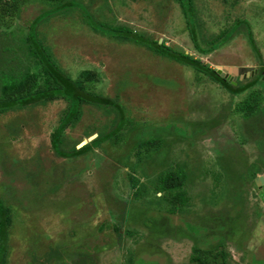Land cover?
I'll use <instances>...</instances> for the list:
<instances>
[{
  "label": "rangeland",
  "instance_id": "374dc122",
  "mask_svg": "<svg viewBox=\"0 0 264 264\" xmlns=\"http://www.w3.org/2000/svg\"><path fill=\"white\" fill-rule=\"evenodd\" d=\"M193 3L203 30L201 35L207 40L230 28L238 18L249 23L253 40H249L246 29L242 28L219 50L209 55L198 52L176 0H96L94 3L91 0L88 11L100 24L127 26L200 59L216 70L247 67L257 70L264 66V0H243L234 6L231 1L222 3L221 0H193ZM40 7L39 12H42L47 4L40 3ZM36 12L35 8H29L27 15L31 17ZM61 15L51 22L46 21L41 32L42 42L73 79L87 70L99 72L95 90L112 98L119 95L118 102L126 109L125 117L131 125L120 130L118 139H113L116 143H105L89 157L60 160L51 150L50 135L58 124L64 103H50L0 117V186L13 184L14 189H18V183L11 182L7 174V170L12 169L11 159L30 160L32 168L38 169L39 175L32 182L34 188L29 185L25 191L30 195L28 201L33 200V194L48 192L55 182L63 181L61 191L53 194L63 200L59 206L40 208L42 204L31 201L33 213L30 214L24 210L27 207H22L23 201L14 198L16 191L6 190L11 197L6 205L12 208L15 216L6 264H36L34 259L45 262L41 255L57 248L62 255L68 256H60L62 259L56 260V264H74L76 252L81 251L92 255L96 264L128 263L124 242L119 240L122 238L123 241L125 236L119 238L113 227L108 226L114 222L111 219L114 205L109 201L117 199L122 207L128 205L135 191L130 174L145 184L150 182L143 175L144 168L137 165L135 127L138 131L158 127L153 130H157L163 141L158 154L165 151L162 162L161 159L154 160L153 165L148 162V167L154 169L152 174L158 176L169 166L176 167L174 164L178 162H186L187 170L194 172L185 188L188 206L174 216L178 225L174 230L176 235L162 239L156 236L158 240L153 243L151 239L147 240L150 247H158L159 254L156 255L160 256L161 263L192 264L190 257L198 239L207 247L223 243L228 255L226 264H264V188L255 183L256 178H264V134H255L239 150L238 143L242 145L244 141L242 132L246 118L236 111L238 103L251 92L259 91L264 95V85L257 84L240 96H229L224 88L205 75L153 55L131 42L103 37L85 22L70 23L64 14ZM4 21L6 26H0V33H14L13 45L18 46V35L26 32V26L20 21L26 23V20L6 18ZM8 39L12 40V36ZM227 73L230 81L241 80L238 74ZM249 77L241 81H248ZM124 80L130 81V86L121 90L118 85ZM155 81L160 82L158 87L152 84ZM261 107L262 113L257 115L256 112L247 125L252 129L256 121L260 128L257 127L256 132L264 133V100ZM86 114L84 121L67 131L65 136L70 141L65 148H71L73 144L81 147L99 131L107 133L117 125L114 115L105 111L91 108ZM14 120H17L16 125L12 123ZM8 123L15 126L13 142L7 134ZM199 126L202 130L197 133L190 131ZM205 193L210 202L205 200ZM149 197L147 203L158 201L153 194ZM92 201L97 202V211ZM67 203L70 212L59 210ZM129 206L139 213L143 211L136 204ZM147 208H152L142 213L147 221L159 216L153 205L147 204ZM73 220L79 223L78 232L71 231V235H67L69 229L66 227ZM51 230L57 235L52 237ZM186 232L194 233L196 239L184 237ZM147 241L143 244L147 245ZM60 244L65 249H61Z\"/></svg>",
  "mask_w": 264,
  "mask_h": 264
},
{
  "label": "trees",
  "instance_id": "16d2710c",
  "mask_svg": "<svg viewBox=\"0 0 264 264\" xmlns=\"http://www.w3.org/2000/svg\"><path fill=\"white\" fill-rule=\"evenodd\" d=\"M92 1L94 3L96 0ZM176 1L181 7L190 37L198 52L209 55L219 50L242 28L246 29L249 40H253L249 23L242 18H238V20L234 21L230 27L231 29H225L218 36L207 40L205 36L201 35V31L203 30L201 29V23L198 22L193 0ZM221 1L222 3L231 1V6H234L243 0ZM90 2L91 0H0V26H6L4 21L6 18H22L26 20V23L25 21H20L26 26V32L24 34L22 33V36L18 35V46L13 45L16 38L14 33H0V117H3L4 114L9 112L35 109L37 107L47 106L50 103H64L65 108L61 112V117L55 130L50 135L51 150L60 160H74L89 157L92 153L100 150L105 143L110 141L116 143L113 139H118L120 130L131 125V121H127L125 117L126 109L118 102L120 98L119 95L112 98L111 96L103 95V93H98L95 90V84L98 83L100 79L99 72L87 70L81 72L77 79H73L61 68L59 63L56 62L51 49L42 42L41 32L48 23V20L51 22L53 19H56V17H62L61 14H64V17L67 18L70 23L74 22V24H76L80 21L85 22L93 31L103 37H108L113 41L131 42L136 45V47L147 50L153 55L166 58L172 62L188 67L197 74L205 75L212 82L224 88L225 91L229 93V96H240L252 90L257 84L264 85L262 73L249 77L247 79L248 81H229L227 78L222 77L218 73V70L205 65L200 59L193 58L191 55L179 51L172 46H168L166 43H161L160 40H154L152 37L138 33L127 26L111 27L109 25L100 24L88 11V4H90ZM40 3L47 4V8L43 10L44 12H39V10H41ZM27 8H35L38 13L36 12L37 14L30 17L27 15ZM22 13L24 15H22ZM45 31L47 30L45 29ZM10 36H12V40H7ZM201 45L203 47H201ZM261 69L264 70L263 66ZM261 69L260 72L262 71ZM130 72L132 73L133 71ZM157 80L158 79H156V81ZM156 81L155 84L153 82L152 84L158 87L160 82ZM129 83L130 81L124 80L118 86L122 87L121 90H126L128 89L127 87L130 86ZM148 88L149 87H147V89ZM149 90L150 89H148V91ZM260 96L264 97L259 91L251 92L249 96L240 101L236 107V111L238 113H243L246 118L243 123L245 134L247 132L250 133L251 128L247 123L252 120L251 117L254 116L256 112L257 115L262 113L261 104L264 98ZM91 108L105 111L111 116L114 115V121L117 124L115 129L107 133L105 131H99L96 138L92 141H88L82 147L73 144V147L65 148L70 141V139H67L65 136L67 131L84 121L82 119L86 117V112ZM16 121L17 120H14L12 122L13 125H16ZM254 122L253 125L255 126L252 127L251 125V127L255 130L257 127L259 128V126L256 124V121ZM13 125L8 123L6 127L8 131L7 134L12 142L14 141L15 134V126ZM135 128L136 137L134 134V144L137 145V155L139 159L137 165L144 168L143 175L147 176L150 182L145 184L140 178L129 173L130 175L128 176L135 191L128 205H124V207H122V203L118 202L117 199L109 201V204L114 205V209L112 210L114 213L111 217V219H114V222L108 226L113 227L114 232L119 238L125 236L123 241L121 240L122 238L119 240L122 243L124 242L123 247L126 248L127 252V264H162L160 256L156 255L159 254L158 247L154 245V248L150 247V242L147 240L151 239L153 243L158 240L156 236L162 239L167 236L173 237L174 234L176 235L174 230L178 228V225L175 215L179 212H183V209L188 206L189 197L186 194L185 188L194 172H192L193 170L191 172L187 170L185 166L186 162H178L174 164L177 165L176 167L169 166L158 176L152 174L154 169L153 167H148V162L152 164L154 160L158 161V159H161L162 162L165 151L162 150L163 152L158 154L163 143L160 136L157 134V130L155 132L153 131L158 127H149L146 130L139 131L137 127ZM193 129L190 131L197 133V130H202V127L199 126L198 129ZM147 136L148 138H146ZM29 161L30 160L11 159L12 169L7 170V174L11 178V182L18 183L16 187V189L18 188L17 190L14 189L13 184L0 186V264H6L8 260L10 230L15 223V216L12 213V208L6 205V202L11 198L6 193V190L12 189L16 191L14 198L23 201L22 207H27V209L24 210L28 214L33 213L31 212V208L34 203L42 204L43 206L40 208H43L45 205L50 208L59 206L61 201H63L53 196V194L57 195V193L61 191L60 187L63 186L62 180L55 182V184L49 188L48 192H37L33 194V200L28 201L27 197L30 195L28 193L26 194L25 191L29 185L34 188L32 182L33 180L35 181L36 175H39L37 167L33 169ZM40 167L43 170V166L41 165ZM197 171L196 169V172ZM40 186L41 185L38 187ZM33 188L31 187V191H33ZM151 193L153 196L157 197L158 201L152 200L147 203L148 199H150L149 195H152ZM159 194L162 195L158 196ZM196 195H199L198 192ZM204 198L205 200L208 198L207 193H205ZM141 199L143 200L141 201ZM31 201L33 202L32 205L30 203ZM206 201L210 202V198ZM96 203L97 202L94 201L92 205H94L97 211L98 204ZM162 203L166 205L163 206ZM129 204H136L138 208L143 210L142 213L149 209L152 210V208H147V204H149V206L153 205L155 211H158L157 215L159 216H155L152 221H147L141 212L140 214L139 211L130 207ZM67 205H65L67 207L64 206L59 208V210H67V212H70L71 207L69 203H67ZM63 215H66V213ZM78 224L79 223H74V220L70 221V225L66 227L69 229L67 235H71V231L76 234L78 232ZM149 232L150 236H148ZM58 234H61V231ZM192 234H184V237L195 240L196 238ZM55 235L57 234H54L51 230V236L54 237ZM41 237L42 236H40V238ZM151 237H153V239ZM68 238L71 237L68 236ZM41 239L44 240V237ZM132 240L133 243L131 244ZM196 240L197 242L199 241L200 244L198 243L197 245L196 242V245H194L193 254L190 257V262L192 264H226L228 255L223 249V243H214L212 246L207 247L206 245H202L200 240ZM144 241L148 242L147 245L143 244ZM35 246H37V244ZM59 247L63 249L65 246L60 244ZM77 249L78 248H76V250ZM62 254V251L58 248L53 249L47 252V254L41 255L45 262L34 259V263L53 264L54 262L56 264V260L59 259L60 261L62 259L60 256H64V258L68 256ZM31 255L33 256L34 253L32 252ZM76 255L77 259H74V264H96L93 256L87 255L86 252L81 251L79 254L76 252Z\"/></svg>",
  "mask_w": 264,
  "mask_h": 264
},
{
  "label": "water",
  "instance_id": "95a60500",
  "mask_svg": "<svg viewBox=\"0 0 264 264\" xmlns=\"http://www.w3.org/2000/svg\"><path fill=\"white\" fill-rule=\"evenodd\" d=\"M227 72H233L234 74H236V75L238 74L242 78L249 77V76L254 75L255 73H257L255 68H253V67H247V68H224V70L218 69V73L222 77H226V73ZM263 80H264V78H263ZM92 139L93 138H91L90 140H92ZM256 184H257V186H263V188H264V178L263 177H259L256 180Z\"/></svg>",
  "mask_w": 264,
  "mask_h": 264
},
{
  "label": "flooded vegetation",
  "instance_id": "af4514ba",
  "mask_svg": "<svg viewBox=\"0 0 264 264\" xmlns=\"http://www.w3.org/2000/svg\"><path fill=\"white\" fill-rule=\"evenodd\" d=\"M263 68H264V66H263ZM260 69H261V68L257 69V70H256L257 73H255L254 75H258V74H261V73H262V78H264V70L261 69L262 71L260 72ZM251 76H253V75H251ZM251 76H250V77H251ZM239 77H240V76H239ZM225 78H227V79L230 81V78H229V74H228V73H226V77H225ZM239 79L242 80V79H244V78H241V77H240ZM214 127H215V126H214ZM217 128H219V127H217ZM226 129H227V128H226ZM252 129H253V128H252ZM252 129H250V133L247 132V133L245 134L244 132H242L243 137H244V141H243V144H242V145L238 143L239 150L241 149V147H243V145L248 144L249 141H250L251 139H253V136H255V134H258V135H259V134H261V135L264 134L263 132H259V131H258V132H259V133H258V132H256V130L253 131ZM259 129H260V128H259ZM219 130H223V128H219ZM224 130H225V129H224ZM215 133H216V132H215ZM234 143H237V142H234ZM262 145H263V147H264V144H262ZM237 151H238V148H237ZM237 151H236V152H237ZM237 158H238V157H237ZM237 158H236V159H237ZM257 179H258V178L255 179V183H256V180H257ZM256 185H257V184H256Z\"/></svg>",
  "mask_w": 264,
  "mask_h": 264
},
{
  "label": "clouds",
  "instance_id": "9594fccd",
  "mask_svg": "<svg viewBox=\"0 0 264 264\" xmlns=\"http://www.w3.org/2000/svg\"><path fill=\"white\" fill-rule=\"evenodd\" d=\"M96 137H97V135L95 136V138H96ZM90 139H91V138H90ZM93 139H94V137H93ZM93 139H92V140H93ZM92 140H90V141H92ZM82 146H83V145H81V147H82ZM79 147H80V146H79Z\"/></svg>",
  "mask_w": 264,
  "mask_h": 264
}]
</instances>
